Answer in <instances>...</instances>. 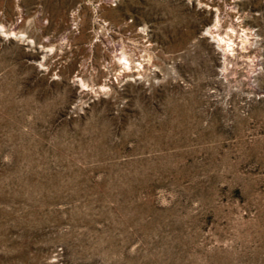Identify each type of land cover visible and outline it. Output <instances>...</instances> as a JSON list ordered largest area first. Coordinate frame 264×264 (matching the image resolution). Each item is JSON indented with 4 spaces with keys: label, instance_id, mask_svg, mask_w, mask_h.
Instances as JSON below:
<instances>
[{
    "label": "rangeland",
    "instance_id": "obj_1",
    "mask_svg": "<svg viewBox=\"0 0 264 264\" xmlns=\"http://www.w3.org/2000/svg\"><path fill=\"white\" fill-rule=\"evenodd\" d=\"M0 264H264V0H0Z\"/></svg>",
    "mask_w": 264,
    "mask_h": 264
}]
</instances>
